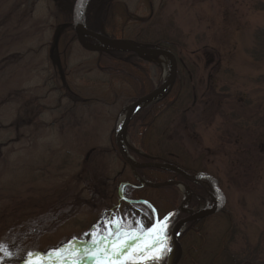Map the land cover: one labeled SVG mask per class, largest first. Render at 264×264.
Wrapping results in <instances>:
<instances>
[{
	"label": "rangeland",
	"instance_id": "374dc122",
	"mask_svg": "<svg viewBox=\"0 0 264 264\" xmlns=\"http://www.w3.org/2000/svg\"><path fill=\"white\" fill-rule=\"evenodd\" d=\"M120 3L141 18L131 23V40L149 37L144 33L152 26L148 42H176L184 65L179 70L191 77L182 107L164 117L157 132L163 142L170 138L189 169L207 168L220 178L226 204L205 223L209 253L218 251L229 231L225 210L237 226L231 250L243 258L253 253L264 264V66L250 55L255 31L264 28V0ZM25 8L26 0H0V264H18L30 253L107 229L110 222L95 230L92 223L116 203V177L133 176L113 150L117 122L127 107L116 93L87 88L90 108L81 120L41 110L51 104L42 88L47 71L61 77L67 54L75 65L87 58L79 47L99 50V44L86 38L74 42L63 25L73 8L62 2L43 0L29 19ZM88 66L85 74L99 77ZM192 109L193 128L179 122V115ZM219 201L212 190L207 203L193 211L213 209ZM137 218L124 207L112 221L136 228ZM168 247L161 264L170 261L174 246L168 242Z\"/></svg>",
	"mask_w": 264,
	"mask_h": 264
},
{
	"label": "trees",
	"instance_id": "16d2710c",
	"mask_svg": "<svg viewBox=\"0 0 264 264\" xmlns=\"http://www.w3.org/2000/svg\"><path fill=\"white\" fill-rule=\"evenodd\" d=\"M42 1L26 0V8L23 12L24 17L29 19L36 11L38 3ZM50 1L62 2L71 7V9L76 2V0ZM83 20L86 28L91 32L105 35L111 39L132 41L131 39L135 36V30L130 29L131 23L139 21L141 18L134 12L121 9L120 0H89L84 7ZM147 22L148 20H143L142 24ZM63 25L68 26L67 29L72 32L73 40L77 43L71 13L68 16L64 15ZM150 28L147 33H144L145 35L151 34L150 36H152ZM150 36L144 38L145 36L142 37L141 35L134 42L169 50L176 56L178 65L184 66L178 53L176 42L169 38H162L151 44L147 40ZM86 39L94 42L91 39ZM79 49L87 55V58L74 65L71 63V54H67V58H64L63 61L64 70L61 77L58 78L51 71H47L48 74L43 80L42 88L46 90L44 98L50 100L51 104L48 106L41 105L42 112L49 111L52 114L57 112L61 115L65 114V117L81 120L85 118V112L90 108L84 96L89 87H104L105 91L116 93L124 108L126 104L128 106L136 99L153 92L157 85L159 84L160 86L162 83L160 80L162 69L158 62L143 59L134 53L128 52H104L90 50L83 46L79 47ZM31 52L29 51V53ZM25 55H28V53ZM250 55L253 61L264 66V28L255 31L254 45ZM88 63L91 64V68L99 77H89V75L85 74V71L89 68ZM152 66L156 70L158 83L153 80ZM215 67L216 65L211 70ZM190 78L188 72L178 70L177 82L169 95L159 103L141 111L130 123L128 140L132 147L140 151V154L132 150L129 153L137 163L167 162L183 168L189 174L197 173L195 170L189 169L185 163L180 162V160L188 159L177 153V148L169 140L170 138L163 142L157 132L158 124L162 119L169 115H175L182 107L184 85L187 81H190ZM199 104L206 106L204 102H199ZM41 110L40 114H42ZM192 113H194L193 109L179 115V122L184 126L193 128L194 126L188 122V114ZM173 134L178 135L176 132ZM113 150L118 153L114 146ZM202 171L217 178L218 182H220V178L211 174L207 168L202 169ZM137 173L142 180L155 185L171 181L185 183L192 193V199L188 204V209L190 210H196L198 207L205 205L212 193L209 185L185 181L175 173L167 170L143 168L137 170ZM115 184L116 203L107 208L104 213L105 219L98 218L92 223L94 230L98 229L103 222L105 224L106 222H112V218L116 217L121 208L124 207L135 213L138 217L137 219L143 222L142 229H149L158 220H162L169 213H174L182 202V191L176 186L169 185L161 188H151L138 182L134 175L125 180L116 177ZM150 193L157 195L158 199L153 200V197H150ZM222 216L228 219L230 228L219 244L218 251L215 250L214 253H209L208 238L204 232L207 219L194 221L186 226L185 232L179 237V242L183 248V256L179 264H263L258 256L253 255V253H248L243 258L241 253L231 250L230 246L233 244L237 232L236 222L228 211H222ZM182 217L183 214H180V218ZM228 236L229 238L227 239ZM89 240L90 238L87 236L77 239V246L86 247L87 245L80 243V241ZM25 261L18 264H25Z\"/></svg>",
	"mask_w": 264,
	"mask_h": 264
},
{
	"label": "water",
	"instance_id": "95a60500",
	"mask_svg": "<svg viewBox=\"0 0 264 264\" xmlns=\"http://www.w3.org/2000/svg\"><path fill=\"white\" fill-rule=\"evenodd\" d=\"M88 1L89 0H76L72 12V25L74 28L75 35L80 43L82 42V39L88 38L98 43L99 46L105 47L104 50L99 49L100 51H121L134 53L143 59L156 61L158 63H160V58H164L169 63L170 74L168 79L164 80L163 83L159 87H156L153 92L149 93L144 97L136 99L124 110L123 122L121 124L120 129L116 131L115 134V145L122 160L129 166L136 180L142 185L151 188H161L164 186L172 185L182 190V203L178 210L174 212L176 213V215L173 217V222L170 225V227L172 226V231L168 239V241L174 246L176 250L174 258H170L168 264H179L183 256V248L179 242V237L185 231L186 226L189 223L207 219L221 212V210L226 204V197L219 186L218 180L208 173L200 172L192 175L186 172L183 168L167 162H152L147 164H140L137 163L134 158L130 155V150L140 154V151L132 147L128 140V130L130 123L132 122L134 117L141 111L159 103L169 95L175 83L177 82L179 70L178 60L174 53L166 49H162L156 46L139 44L134 41L111 39L105 35L89 31L86 28L83 20L84 7ZM143 168L167 170L169 172L175 173L185 181L193 182L200 185H203V182L205 181L211 186L212 190L219 197L220 201L216 204L213 209L194 213L193 210H190L187 207L192 199V193L190 191V188L185 183L171 181L158 185L151 184L142 180L139 177L137 170ZM181 213L188 214V217L178 220V217ZM131 243L135 244V241H131ZM84 264H92V261L85 260Z\"/></svg>",
	"mask_w": 264,
	"mask_h": 264
},
{
	"label": "snow or ice",
	"instance_id": "6c2138e0",
	"mask_svg": "<svg viewBox=\"0 0 264 264\" xmlns=\"http://www.w3.org/2000/svg\"><path fill=\"white\" fill-rule=\"evenodd\" d=\"M175 215L169 213L149 229L141 228L142 221L136 228L112 221L107 229L88 233L90 240L80 241L86 247H78L74 239L45 253H30L25 264H84V260L92 264H161L170 251L168 233Z\"/></svg>",
	"mask_w": 264,
	"mask_h": 264
},
{
	"label": "bare ground",
	"instance_id": "6f19581e",
	"mask_svg": "<svg viewBox=\"0 0 264 264\" xmlns=\"http://www.w3.org/2000/svg\"><path fill=\"white\" fill-rule=\"evenodd\" d=\"M98 48L99 49H102V50L105 49L104 46H99ZM159 61H160L161 67L163 69V80H167L168 77H169V74H170V66H169V63L164 58H160ZM123 118H124V114L120 116V118H119V120L117 122V131L121 127V124L123 122ZM175 254H176V250H175V248L172 247L171 258H174Z\"/></svg>",
	"mask_w": 264,
	"mask_h": 264
}]
</instances>
